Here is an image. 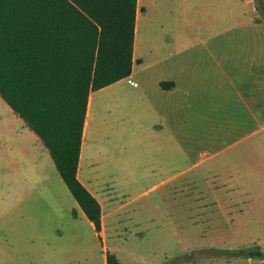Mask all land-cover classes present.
I'll list each match as a JSON object with an SVG mask.
<instances>
[{
    "label": "rangeland",
    "instance_id": "obj_1",
    "mask_svg": "<svg viewBox=\"0 0 264 264\" xmlns=\"http://www.w3.org/2000/svg\"><path fill=\"white\" fill-rule=\"evenodd\" d=\"M206 3L170 1L177 9L165 13L171 46L182 42L174 35L196 27L187 17L199 16ZM259 16L264 21L263 9ZM161 26L147 24L148 47L155 34H163ZM143 41L139 26L138 50ZM88 112L82 151L88 177L80 176L98 182L112 198L107 203H127L104 216L100 235L71 201L48 150L33 143L38 136L0 97V264H103L107 250L123 264H264L225 252L264 246V120L261 136L253 137L259 150L230 149L204 160L200 150L207 141L198 137L193 158H181L182 175L196 183L177 186L180 194L173 182L150 188L146 113L137 83L126 78L93 91Z\"/></svg>",
    "mask_w": 264,
    "mask_h": 264
},
{
    "label": "crops",
    "instance_id": "obj_2",
    "mask_svg": "<svg viewBox=\"0 0 264 264\" xmlns=\"http://www.w3.org/2000/svg\"><path fill=\"white\" fill-rule=\"evenodd\" d=\"M170 1L137 0L133 68L122 79L130 78L141 89L146 113L144 145L150 156L147 173L153 182L150 188L173 182L172 188L181 194L177 186L183 182L196 183L193 176L182 175L186 170L182 171L181 158L182 154L193 158L192 154L198 150V137L207 141L206 148L200 150V158L204 160L215 159L230 149H261L260 142L254 144L253 137L261 136L264 120V21L256 0H206L208 7L199 16L187 17L196 27L174 35V40L182 42L171 46L167 42L171 33L164 27L169 23L165 13H177V9ZM153 23L163 25V34H155L148 47L147 24ZM139 26L144 31V41L138 50ZM144 45L153 56L151 62L145 58ZM161 81H171L173 85L162 88ZM92 93L87 104L77 176L100 202L103 230L104 216L114 215L127 203H107L112 198L102 194L98 182H86L80 176L88 177L82 171V151ZM222 137H226V142ZM38 139L34 138L33 143L40 145ZM247 139L248 144H242ZM42 148H45L43 144ZM192 163L185 167L191 169ZM71 201L85 215L73 196ZM72 214L77 215L76 207ZM103 264H106L105 255Z\"/></svg>",
    "mask_w": 264,
    "mask_h": 264
},
{
    "label": "trees",
    "instance_id": "obj_3",
    "mask_svg": "<svg viewBox=\"0 0 264 264\" xmlns=\"http://www.w3.org/2000/svg\"><path fill=\"white\" fill-rule=\"evenodd\" d=\"M136 12L137 0H0V97L41 140L97 235L100 202L77 176L87 104L131 74ZM225 252L264 259V246Z\"/></svg>",
    "mask_w": 264,
    "mask_h": 264
},
{
    "label": "bare ground",
    "instance_id": "obj_4",
    "mask_svg": "<svg viewBox=\"0 0 264 264\" xmlns=\"http://www.w3.org/2000/svg\"><path fill=\"white\" fill-rule=\"evenodd\" d=\"M140 38L139 34H138V39Z\"/></svg>",
    "mask_w": 264,
    "mask_h": 264
}]
</instances>
